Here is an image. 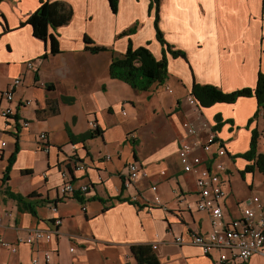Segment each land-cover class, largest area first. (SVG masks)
<instances>
[{
	"label": "crops",
	"instance_id": "1",
	"mask_svg": "<svg viewBox=\"0 0 264 264\" xmlns=\"http://www.w3.org/2000/svg\"><path fill=\"white\" fill-rule=\"evenodd\" d=\"M45 1L64 5L72 15L42 40L27 20ZM149 5L150 0L0 3V110L16 112L8 120L0 117V143H6L0 158V237L10 246L0 249V264H29L47 250L48 264H137L133 246H149L159 264H217L219 251L204 256L188 243L189 235L211 230L210 215L196 210L193 177L178 159L180 144H200L217 114L218 138L227 151L221 161L230 174L222 183L224 223L241 218L240 204L250 195L259 198L264 213V173L254 160L239 157L249 150L251 132L263 127L261 116L252 119L255 99L215 104L200 109L201 115L187 104L193 83L224 93L255 86L258 71L264 73V0H159L163 39L185 58L165 52L167 80L140 92L111 79L108 70L129 45L162 58L166 47L156 38ZM92 47L106 50L92 54ZM17 78L20 85L8 102L4 93ZM25 101L30 105L20 107ZM90 121L101 136L72 142L92 131ZM185 122L198 137L186 133ZM192 154L206 159L200 147ZM257 154L264 156V150L257 148ZM131 162L139 176L127 187ZM74 164L84 169L77 172ZM66 182L89 187L81 202L59 193ZM8 192L35 193L26 200L35 215L20 211ZM32 229L57 233L50 242L29 246L22 241ZM178 237L185 242L177 243ZM244 264H264V245Z\"/></svg>",
	"mask_w": 264,
	"mask_h": 264
},
{
	"label": "built area",
	"instance_id": "2",
	"mask_svg": "<svg viewBox=\"0 0 264 264\" xmlns=\"http://www.w3.org/2000/svg\"><path fill=\"white\" fill-rule=\"evenodd\" d=\"M27 69L32 70L33 64L27 63ZM20 85V79L13 80L12 84L4 93L8 102H12L14 90ZM171 93L170 90H168ZM187 104L193 107L201 115L200 108L196 100L190 96L187 99ZM30 101H25L20 105L29 106ZM16 112L7 107L0 110V117L4 120L14 118ZM29 123L22 122V127L27 128ZM90 127L95 130V124L90 121ZM186 133L192 137H198L199 133L192 124L185 122L183 124ZM46 135L40 133L38 141L42 144L44 151L48 150L46 143ZM6 147L5 142L0 143V158L3 156V151ZM201 148L206 155V159H201L199 156L193 155L192 152ZM227 151L224 143L218 138V133L214 125H209L205 129V135L201 143L182 142L178 149V159L182 171L185 174L191 175L194 181L195 192L198 196L195 208L198 211H206L210 215L211 230L205 234H192L188 237V243L200 249L204 256L209 255L212 251H219L217 264H244L254 254L261 253L264 245V213H262V204L258 197L250 195L241 202V218L234 219L229 223H224L222 208L226 199V193L222 188L223 178H229L230 174L224 167L221 161L226 157ZM109 158V157H107ZM75 171L84 169L81 164H74ZM128 176L124 182L125 186H130L139 176V168L136 162H131L127 166ZM62 177H66V173H62ZM155 190V188H152ZM89 187L82 186L75 189L72 184L66 182L60 189L59 193L63 196H73L75 193L86 195ZM155 202H159L155 199ZM191 206H187L190 210ZM2 216L0 215V223ZM60 219L54 221V225L59 226ZM57 231H43L40 229H32L27 237L22 241L26 245H33L40 241L50 242L52 234ZM176 242L183 244L184 238H176ZM9 244L0 237V249L9 248ZM155 248V247H153ZM15 252V249H11ZM50 251H44L40 256L31 260L29 264H48L51 255Z\"/></svg>",
	"mask_w": 264,
	"mask_h": 264
},
{
	"label": "trees",
	"instance_id": "3",
	"mask_svg": "<svg viewBox=\"0 0 264 264\" xmlns=\"http://www.w3.org/2000/svg\"><path fill=\"white\" fill-rule=\"evenodd\" d=\"M5 0H0V3ZM150 10H155L154 27L158 42L165 46L162 58L157 60L144 47L133 48L131 45L127 47L126 52L121 57H113L108 74L113 80H117L128 85L135 91H147L153 85H162L168 77L167 59L165 52H168L173 58H185V54L179 50H172L163 39L162 33L158 25L159 0H150ZM70 9L60 3H51L48 1L41 2L39 8L29 16L27 23L33 29L34 37L44 40L47 36L48 29H54L65 25L71 18ZM103 47H92L89 52L97 54L105 51ZM190 95L196 100L200 109H207L215 104H233L239 98H254L256 101V112L252 119L261 116L264 121V73L258 71L256 83L253 88H240L232 92L224 93L217 87L211 85H199L193 83ZM221 117L219 114L215 117V129L218 133L221 125ZM251 122V120L249 121ZM264 131V129H263ZM102 131L97 127L95 130L89 131L87 134L78 138H71L74 143H83L85 140L93 139L101 136ZM259 134L256 130L251 132V140L249 150L239 157L247 161L254 160V166L264 173V156L257 154V141ZM253 167H246L245 171H252ZM8 196L16 201L20 211H28L35 215L32 206L26 203L27 199L36 197L35 193L29 194L27 197L8 192ZM78 201H82V195L75 193L73 195ZM131 251L136 259L137 264H159L149 246H133Z\"/></svg>",
	"mask_w": 264,
	"mask_h": 264
},
{
	"label": "rangeland",
	"instance_id": "4",
	"mask_svg": "<svg viewBox=\"0 0 264 264\" xmlns=\"http://www.w3.org/2000/svg\"><path fill=\"white\" fill-rule=\"evenodd\" d=\"M156 87H158V88H160L161 87V85H157L156 84ZM262 123H263V127L260 129V131L258 132V134H259V140L257 141V146H256V149L257 148H262L263 150H264V131H263V129H264V121H263V119H262ZM236 177V176H235ZM239 184H238V182H237V186H236V189L238 190L239 189Z\"/></svg>",
	"mask_w": 264,
	"mask_h": 264
}]
</instances>
